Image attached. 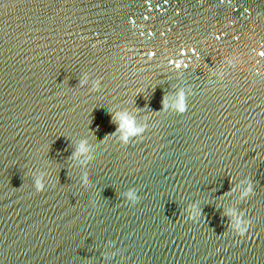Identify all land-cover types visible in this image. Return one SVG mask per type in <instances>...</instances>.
Returning a JSON list of instances; mask_svg holds the SVG:
<instances>
[{"label":"water","instance_id":"1","mask_svg":"<svg viewBox=\"0 0 264 264\" xmlns=\"http://www.w3.org/2000/svg\"><path fill=\"white\" fill-rule=\"evenodd\" d=\"M261 53L264 0H0V264H264Z\"/></svg>","mask_w":264,"mask_h":264},{"label":"clouds","instance_id":"2","mask_svg":"<svg viewBox=\"0 0 264 264\" xmlns=\"http://www.w3.org/2000/svg\"><path fill=\"white\" fill-rule=\"evenodd\" d=\"M96 87V85H94V88ZM116 122H117V127L118 129L121 131V133H123V129L127 128L129 131L133 130V129H141V127H139L138 125L135 124V121L133 120L132 117H130L127 113H117L116 114ZM140 132L138 131V134ZM120 141L122 143H124L123 140V135H121V137L119 138ZM83 153H87V155L85 156V159H90L91 158V153L89 151V146L87 145L86 141H81L80 144L78 145V149H77V156H79L80 154ZM43 182H42V178L38 177L36 184H35V188L37 191L43 189ZM128 195V199L131 200L132 202L136 201V196L134 193V190H130ZM245 231V229H241L240 233H243Z\"/></svg>","mask_w":264,"mask_h":264},{"label":"snow or ice","instance_id":"3","mask_svg":"<svg viewBox=\"0 0 264 264\" xmlns=\"http://www.w3.org/2000/svg\"><path fill=\"white\" fill-rule=\"evenodd\" d=\"M217 38H219V37H217ZM261 55H264V53H261Z\"/></svg>","mask_w":264,"mask_h":264}]
</instances>
